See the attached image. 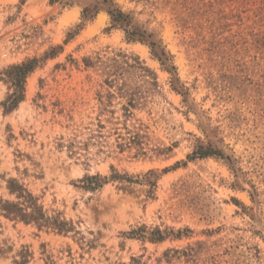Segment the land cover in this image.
Instances as JSON below:
<instances>
[{
    "label": "rangeland",
    "instance_id": "1",
    "mask_svg": "<svg viewBox=\"0 0 264 264\" xmlns=\"http://www.w3.org/2000/svg\"><path fill=\"white\" fill-rule=\"evenodd\" d=\"M9 179L71 231L0 211V264H264V0H0Z\"/></svg>",
    "mask_w": 264,
    "mask_h": 264
},
{
    "label": "trees",
    "instance_id": "2",
    "mask_svg": "<svg viewBox=\"0 0 264 264\" xmlns=\"http://www.w3.org/2000/svg\"><path fill=\"white\" fill-rule=\"evenodd\" d=\"M12 72L6 73L7 76H13V85L15 91L3 103L5 112L13 110L17 104L22 100L23 90L20 83V76L23 75L21 67L11 68ZM20 74V75H19ZM102 128V127H100ZM90 138H95L91 136ZM71 149V145L67 146ZM71 151V150H70ZM124 181L131 182V177L127 175H119L116 172L110 177H102L99 174L94 176H85L77 182L76 187L84 190L96 191L104 183L108 181ZM7 188L11 195H14L16 201L0 200V211L8 219L24 222L27 224H34L39 229H49L57 233H67L70 226L67 222L60 220L58 217L48 216L43 209V206L38 203V199L30 193L23 184H20L16 179H9L7 181ZM162 237L159 236V239ZM18 259H14L11 264H29L32 259V254L28 250H22L18 255Z\"/></svg>",
    "mask_w": 264,
    "mask_h": 264
}]
</instances>
